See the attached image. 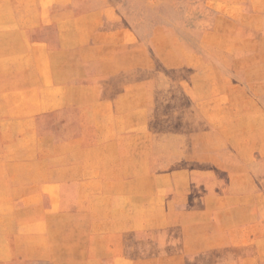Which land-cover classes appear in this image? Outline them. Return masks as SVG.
Instances as JSON below:
<instances>
[{
    "label": "rangeland",
    "instance_id": "rangeland-1",
    "mask_svg": "<svg viewBox=\"0 0 264 264\" xmlns=\"http://www.w3.org/2000/svg\"><path fill=\"white\" fill-rule=\"evenodd\" d=\"M88 1L145 50V132L1 61L0 264H264V0Z\"/></svg>",
    "mask_w": 264,
    "mask_h": 264
},
{
    "label": "crops",
    "instance_id": "crops-1",
    "mask_svg": "<svg viewBox=\"0 0 264 264\" xmlns=\"http://www.w3.org/2000/svg\"><path fill=\"white\" fill-rule=\"evenodd\" d=\"M84 4L87 7L82 8ZM15 5L25 6L24 12H14L11 6ZM63 5L68 6L67 11L62 9ZM94 8L88 0H0V56L8 54L0 57V62L15 61L21 51L24 61L40 62L30 65L43 70L36 75L40 93L48 92L44 85H56L57 99L67 102L64 107L76 109L78 106L72 102L81 99L77 90L86 85L91 116L95 119L99 115L96 111L104 110L110 117L105 125L111 128L106 131L145 132V50L139 48L138 42L128 44L116 26L103 30L93 26ZM106 15L108 19L110 15ZM36 20L40 29L33 36ZM18 27L26 34L22 36L23 48L15 45ZM38 99L50 98L46 95ZM94 119L91 125H99ZM120 139L119 135L117 141Z\"/></svg>",
    "mask_w": 264,
    "mask_h": 264
}]
</instances>
